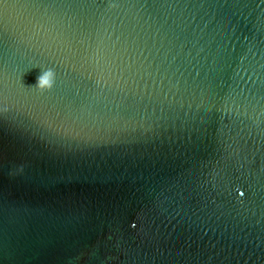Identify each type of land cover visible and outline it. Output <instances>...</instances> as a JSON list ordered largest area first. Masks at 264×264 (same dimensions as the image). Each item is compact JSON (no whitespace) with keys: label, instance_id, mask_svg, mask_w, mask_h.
Returning <instances> with one entry per match:
<instances>
[{"label":"water","instance_id":"1","mask_svg":"<svg viewBox=\"0 0 264 264\" xmlns=\"http://www.w3.org/2000/svg\"><path fill=\"white\" fill-rule=\"evenodd\" d=\"M0 264H264V0H0Z\"/></svg>","mask_w":264,"mask_h":264},{"label":"clouds","instance_id":"2","mask_svg":"<svg viewBox=\"0 0 264 264\" xmlns=\"http://www.w3.org/2000/svg\"><path fill=\"white\" fill-rule=\"evenodd\" d=\"M38 85L41 89H47L52 86V73H46L43 77H41L38 81Z\"/></svg>","mask_w":264,"mask_h":264}]
</instances>
